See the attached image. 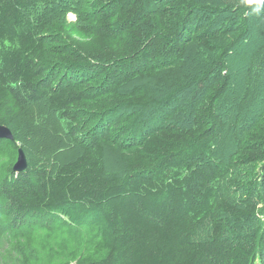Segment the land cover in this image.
<instances>
[{
    "label": "trees",
    "instance_id": "1",
    "mask_svg": "<svg viewBox=\"0 0 264 264\" xmlns=\"http://www.w3.org/2000/svg\"><path fill=\"white\" fill-rule=\"evenodd\" d=\"M167 3L0 0V126L13 136L0 139V264H264V180L258 191L255 175L235 166L241 150L227 162L212 158L216 101L198 108L191 127L169 124V108L131 123L151 93L125 85L176 67L171 52L224 33L218 17L196 36L197 13L222 11L197 0L178 34L164 29L169 43H144L140 26ZM252 7L227 9L236 17L247 9L246 18ZM217 57L211 69L223 70ZM40 102L75 155L61 158V142L36 150L32 136L47 116L26 109ZM103 147L123 171H105ZM19 149L27 167L16 173Z\"/></svg>",
    "mask_w": 264,
    "mask_h": 264
},
{
    "label": "rangeland",
    "instance_id": "2",
    "mask_svg": "<svg viewBox=\"0 0 264 264\" xmlns=\"http://www.w3.org/2000/svg\"><path fill=\"white\" fill-rule=\"evenodd\" d=\"M193 1L197 0H168L166 6L157 7L156 17L148 19L140 26L138 37L147 44H165L166 41L169 43L168 36L178 34L183 18L189 12ZM198 1L214 3L210 6L222 11L214 18L212 14L197 13L192 21L196 36L208 31L213 19L218 17L220 24L224 23V33L209 38L204 36L200 42L188 46L183 55L171 52L180 59L176 67L151 77L135 79L125 85L126 92L144 87L151 93L149 103L138 111L137 119L131 120V123L136 120L142 123L149 119L156 121L160 118L158 114L162 108H169L172 113H176L169 124L191 127L198 108L216 101L212 106L220 116L221 131L212 158L227 162L230 156L241 150L235 166L240 171L252 172L255 175L256 190L262 191L260 185L264 180V0ZM234 4L243 7L252 4L251 10H254V13L245 18L243 15L247 13L246 9V13L244 11L236 17L227 9ZM68 18L73 20L74 16L70 13ZM168 28H171L172 34L167 32V36L164 29ZM221 48L224 49L222 52ZM222 56L225 57L223 70L227 77L223 87L219 77L224 71L217 67L211 69L213 59ZM214 89L218 91L210 97V92ZM222 89L223 91H220ZM46 108L47 104L40 102L26 111L28 116L38 117ZM46 119L47 122L32 136L35 138L36 150L38 148V151L42 149L46 152L50 146L54 147V143L61 142V158L75 155L77 149L58 138L59 136L56 137L54 128L57 124L53 125V116L49 114ZM29 141L31 140L26 142ZM99 153L107 173L123 171L120 157L113 150L103 147ZM43 154H39V157ZM249 194L247 198L252 200L253 192L250 191ZM257 209L260 220L259 234L264 236V206L260 203Z\"/></svg>",
    "mask_w": 264,
    "mask_h": 264
},
{
    "label": "water",
    "instance_id": "3",
    "mask_svg": "<svg viewBox=\"0 0 264 264\" xmlns=\"http://www.w3.org/2000/svg\"><path fill=\"white\" fill-rule=\"evenodd\" d=\"M0 139L9 140V141L13 140L12 133L8 128L4 126H0ZM26 167H27L26 158L24 156L23 151L19 149L17 152V160L13 166V171L19 173L25 170Z\"/></svg>",
    "mask_w": 264,
    "mask_h": 264
}]
</instances>
